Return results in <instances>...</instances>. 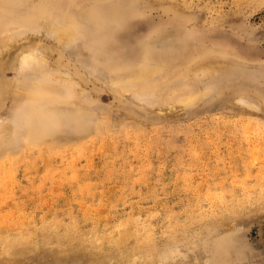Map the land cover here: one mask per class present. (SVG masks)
<instances>
[{
    "label": "rangeland",
    "instance_id": "rangeland-1",
    "mask_svg": "<svg viewBox=\"0 0 264 264\" xmlns=\"http://www.w3.org/2000/svg\"><path fill=\"white\" fill-rule=\"evenodd\" d=\"M29 51L0 264H264V0H0V69Z\"/></svg>",
    "mask_w": 264,
    "mask_h": 264
},
{
    "label": "bare ground",
    "instance_id": "bare-ground-1",
    "mask_svg": "<svg viewBox=\"0 0 264 264\" xmlns=\"http://www.w3.org/2000/svg\"><path fill=\"white\" fill-rule=\"evenodd\" d=\"M18 54V53H17ZM38 54V53H37ZM37 54H35L34 52H32V51H29V52H27V53H23V54H20V56L19 57H17L16 56V58L14 59V61H12L13 60V58H11L10 59V61L6 64V63H3L2 64V69H0V99H3V102H4V100L6 99V97H10V95L13 93V89H14V82H13V80H8L7 79V76H6V71H8V70H13V69H15V65L17 66L18 65V68L20 69H17V70H19V71H21L22 73H23V71L25 70V69H27L28 67H33L34 66V68H35V65H37V64H40L41 66H46L47 64H46V60H45V55H43V54H39V55H37ZM11 55V54H10ZM12 56H14V55H12ZM10 58V57H9ZM6 62V61H5ZM15 62V63H14ZM18 62V63H17ZM39 68V67H38ZM37 69V68H36ZM35 69V70H36ZM28 72V71H27ZM61 72V71H60ZM35 73V72H34ZM66 73V72H65ZM65 73H63V74H65ZM15 74V73H14ZM18 74H20L19 72H18ZM21 75V74H20ZM23 75V74H22ZM26 75V74H25ZM24 75V76H25ZM71 75H69V77H70ZM28 76H25V77H22V79L23 78H27ZM32 77H34V76H32ZM68 77V78H69ZM26 80V79H25ZM25 80H23V81H25ZM30 80V79H29ZM70 80V79H69ZM18 82H20V81H18L17 80V84H18ZM71 82V81H70ZM39 83V82H38ZM72 83H74V82H72ZM16 84V85H17ZM128 84V83H127ZM19 85V84H18ZM34 85V83H33V81L32 80H30V81H28V82H23L22 84H21V88H20V85H19V87L18 88H20V90L18 89V88H16L18 91H21V90H23V89H25V88H30L31 86H33ZM122 85V84H121ZM17 87V86H16ZM61 87V86H60ZM115 87V86H114ZM42 90V89H41ZM17 94V93H16ZM18 94H20V93H18ZM22 94V93H21ZM20 94V95H21ZM32 94H34V93H32ZM120 95V94H119ZM192 95V94H191ZM17 96H19V95H17ZM35 96V95H34ZM18 98H20L21 99V97L19 96ZM195 99H196V97L195 96H187V97H184V98H181V99H179L178 100V103H183V104H189L190 105V103H192L193 101H195ZM14 100H15V98H14ZM19 100V99H18ZM3 102H2V104H3ZM17 104H18V102H17ZM0 107H1V104H0ZM47 107V106H46ZM145 111V110H144ZM147 112V111H146ZM11 119V118H10ZM53 127V126H52ZM43 131V130H42ZM256 149V148H255ZM10 152V151H9ZM10 154H11V152H10ZM9 215V214H8ZM7 215V216H8ZM1 216V215H0ZM7 216H6V218H7ZM9 217V216H8ZM16 220V219H15Z\"/></svg>",
    "mask_w": 264,
    "mask_h": 264
}]
</instances>
